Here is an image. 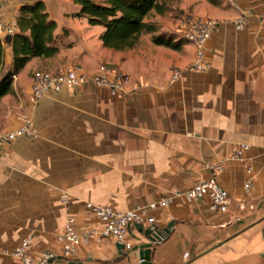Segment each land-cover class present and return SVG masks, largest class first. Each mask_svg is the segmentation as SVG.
I'll list each match as a JSON object with an SVG mask.
<instances>
[{
    "label": "crops",
    "instance_id": "obj_1",
    "mask_svg": "<svg viewBox=\"0 0 264 264\" xmlns=\"http://www.w3.org/2000/svg\"><path fill=\"white\" fill-rule=\"evenodd\" d=\"M40 1L56 24L58 53L27 62L4 96L18 102L0 126L13 130L28 120L33 136L0 146V264H19L2 252L25 237L33 239L35 256L58 254L55 236L68 215L75 217L80 232L96 227L99 221L85 203L119 211L149 204L206 180L208 167L220 161L224 170L217 181L230 196L229 212H212L205 199L181 198L153 211L157 228L173 227L152 246L151 262L264 264V0H232L238 9L231 0H160L163 13L151 11L145 18L156 32L141 34L124 51L105 48L103 28L74 17L80 5ZM21 5L0 0V21H16ZM243 12L246 23L237 31L234 22ZM174 14L219 22L205 48L208 72L187 71L195 55L192 45L180 43L172 50L152 43L153 36L177 32ZM0 38L7 73L12 46ZM73 65L87 73L101 65L116 66L137 91L112 96L85 86L29 103L35 73ZM174 68L181 78L170 84ZM240 143L248 145L243 161L229 160ZM247 182L250 190L244 188ZM62 194L68 196L67 204L61 202ZM128 241L130 249L147 243L136 226ZM70 262L139 264L137 252L119 254L110 240L82 245L73 260L53 264Z\"/></svg>",
    "mask_w": 264,
    "mask_h": 264
},
{
    "label": "built area",
    "instance_id": "obj_2",
    "mask_svg": "<svg viewBox=\"0 0 264 264\" xmlns=\"http://www.w3.org/2000/svg\"><path fill=\"white\" fill-rule=\"evenodd\" d=\"M21 1L24 4H29L40 0ZM232 5L238 9L233 2ZM246 15L247 12H243L235 20L234 24L237 31L244 29ZM17 29L16 21L10 24L0 21V37L2 38L13 36ZM218 30L219 22L211 18L193 16L192 14H183L177 18V33L185 43L192 45L195 50L194 60L187 68V71L206 73L211 69V64L206 58L205 48ZM180 78V71L174 68L171 70L169 83L175 84ZM12 79L15 80L16 76L13 75ZM131 84L130 76L113 65H101L95 73H87L73 65L56 72L35 73L31 79L28 101L32 105H36L48 96L85 86L105 89L112 96H118L136 90L131 87ZM32 136V126L28 120H25L21 126L13 130H6L0 126V146L8 144L17 138H31ZM247 148V144H238L237 148L230 153L229 160L243 161V153ZM208 169L211 172L210 176L189 189L183 192H175L172 196L161 198L149 204L135 205L125 211L115 210L111 206L85 203V210L95 216L99 224L92 229L80 232L77 229L75 217L68 215L65 218L61 232L55 236L56 241L60 244V252L58 254L35 256L31 252L33 246L31 237L21 239L15 248L11 250L5 249L2 253L17 260L19 264H48L51 259L54 261L61 259L66 262L73 260L77 256L78 248L92 241L110 240L115 244H122L124 250H130L131 245L128 241L130 228L137 225L154 228L156 219L152 212L168 207L176 198H181L188 202L205 199L208 201L209 209L212 212L226 214L230 210L231 199L228 192L217 181V175L224 170V162L220 161L212 164ZM250 171V168H247V172ZM244 188L250 190L252 188L251 183L247 182L244 184ZM60 200L63 204L69 202L66 194H62Z\"/></svg>",
    "mask_w": 264,
    "mask_h": 264
},
{
    "label": "trees",
    "instance_id": "obj_3",
    "mask_svg": "<svg viewBox=\"0 0 264 264\" xmlns=\"http://www.w3.org/2000/svg\"><path fill=\"white\" fill-rule=\"evenodd\" d=\"M80 5L76 18H86L90 26L104 28L100 35L102 45L113 51L133 48L141 34L156 32V26L145 22L146 16L154 11L163 13L160 0H71ZM215 3V0H207ZM19 32L11 36L13 52L12 70L0 81V98L12 91V76L17 74L33 58H50L58 53L54 32L56 24L50 20L42 1L21 5L16 19ZM154 45L177 50L179 42L162 36H153ZM4 64V45L0 38V67Z\"/></svg>",
    "mask_w": 264,
    "mask_h": 264
},
{
    "label": "water",
    "instance_id": "obj_4",
    "mask_svg": "<svg viewBox=\"0 0 264 264\" xmlns=\"http://www.w3.org/2000/svg\"><path fill=\"white\" fill-rule=\"evenodd\" d=\"M5 41L7 43L11 42V36L5 37ZM173 227V224H169L165 228L159 229L156 226L154 228L147 227L145 228L142 225H137L136 228L138 232L143 236L147 243L141 244L139 246H136L130 250H124V246L122 244H116V250L119 252V254H131L137 252V258L139 261V264H152L151 262V248L154 244L161 242L164 240L169 234L170 229ZM54 260H49L48 264H53ZM69 264H80L76 262H70Z\"/></svg>",
    "mask_w": 264,
    "mask_h": 264
},
{
    "label": "rangeland",
    "instance_id": "obj_5",
    "mask_svg": "<svg viewBox=\"0 0 264 264\" xmlns=\"http://www.w3.org/2000/svg\"><path fill=\"white\" fill-rule=\"evenodd\" d=\"M18 2L20 3V4H24V2H22L21 0H18ZM193 15V14H192ZM181 16V14H178V15H176V14H174L173 15V17H172V19H173V21H174V23L176 22V20H177V18H179ZM193 16H195V15H193ZM84 19H86V18H84ZM150 20L151 19H153V17H151V18H149ZM86 21H87V19H86ZM88 24V23H87ZM90 26V25H89ZM103 28V27H102ZM103 31H104V28H103ZM103 33V32H102ZM143 34H145V33H143ZM162 37L163 38H167V39H170V40H172L173 42H177L176 40H175V38H178L179 39V43H185V41H183L181 38H180V36H179V34L177 33V32H173V33H165V34H163L162 35ZM6 75V73H5V69H4V64H3V66L2 67H0V81L2 80V78L4 77ZM15 82V80H13L12 79V83H14ZM16 99V97H13V96H9V97H3V98H0V119H2L4 116H5V114H7V112L9 111V109L12 107V106H15V104H17V99ZM30 103V102H29ZM31 104V103H30ZM32 105V104H31Z\"/></svg>",
    "mask_w": 264,
    "mask_h": 264
}]
</instances>
